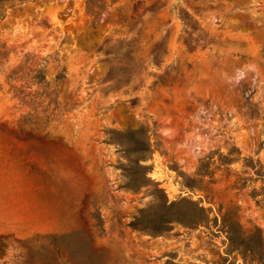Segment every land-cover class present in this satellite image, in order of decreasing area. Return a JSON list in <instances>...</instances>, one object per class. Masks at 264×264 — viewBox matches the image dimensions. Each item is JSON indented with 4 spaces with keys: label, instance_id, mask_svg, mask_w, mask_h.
<instances>
[{
    "label": "rangeland",
    "instance_id": "rangeland-1",
    "mask_svg": "<svg viewBox=\"0 0 264 264\" xmlns=\"http://www.w3.org/2000/svg\"><path fill=\"white\" fill-rule=\"evenodd\" d=\"M0 134L58 136L73 222L0 264H264V0H0Z\"/></svg>",
    "mask_w": 264,
    "mask_h": 264
},
{
    "label": "crops",
    "instance_id": "crops-1",
    "mask_svg": "<svg viewBox=\"0 0 264 264\" xmlns=\"http://www.w3.org/2000/svg\"><path fill=\"white\" fill-rule=\"evenodd\" d=\"M57 137L0 134V237L26 239L73 227V222H63L69 210L64 170L60 177V166L67 167L70 160L48 141ZM70 211L73 219V200Z\"/></svg>",
    "mask_w": 264,
    "mask_h": 264
},
{
    "label": "trees",
    "instance_id": "trees-1",
    "mask_svg": "<svg viewBox=\"0 0 264 264\" xmlns=\"http://www.w3.org/2000/svg\"><path fill=\"white\" fill-rule=\"evenodd\" d=\"M140 132H141V129L129 130V131H126L124 133V134L131 135L134 138V140H135V148L134 149L136 151H139V152L144 151V150L148 149V147H149V144H148V142H146V140L136 137L137 134H139ZM139 167L147 169L146 166H139ZM144 180L148 181V180H150V178H148V176L145 174ZM157 190L166 196L164 189L158 188ZM158 202H160V204L158 206L159 208H164V209L169 208L168 200L164 201V200H161L160 198H158ZM201 209L204 210L203 208H201ZM170 222H171V220L167 216V214L162 213L160 215H157L156 217H153L152 219H149L145 216H140L133 222V225H135L136 227H142V228H147V227L152 228L154 233H163V232H166L170 229L169 225H168ZM232 240H233V238H232ZM238 241H239L238 239L236 240L234 238V244L239 243V245H241L243 243L242 241H239V242Z\"/></svg>",
    "mask_w": 264,
    "mask_h": 264
}]
</instances>
